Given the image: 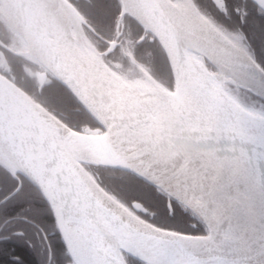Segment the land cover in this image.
I'll use <instances>...</instances> for the list:
<instances>
[{
  "label": "snow or ice",
  "instance_id": "obj_1",
  "mask_svg": "<svg viewBox=\"0 0 264 264\" xmlns=\"http://www.w3.org/2000/svg\"><path fill=\"white\" fill-rule=\"evenodd\" d=\"M64 3L97 52L0 86V264H264V0Z\"/></svg>",
  "mask_w": 264,
  "mask_h": 264
},
{
  "label": "bare ground",
  "instance_id": "obj_2",
  "mask_svg": "<svg viewBox=\"0 0 264 264\" xmlns=\"http://www.w3.org/2000/svg\"><path fill=\"white\" fill-rule=\"evenodd\" d=\"M0 1L2 3L0 19L8 25L18 37L24 40V54L38 64L40 63L49 67L44 51L38 44L39 39H36L35 36H33L35 31L39 32L40 30H35V28L31 27L30 23L26 21L22 22L20 20L11 0ZM25 6L34 16H42L46 18V22L49 23L54 34L56 47L58 48L59 53L67 63H69L72 59V53L77 51L76 42L71 39L72 34L74 33L72 27L74 26L73 28L78 32L77 38H79V34L81 33V26L77 23L75 18L64 8V6L49 0H25ZM79 59L80 64L78 67H80L82 71H87L91 57H79ZM15 91L17 90L15 89Z\"/></svg>",
  "mask_w": 264,
  "mask_h": 264
},
{
  "label": "water",
  "instance_id": "obj_3",
  "mask_svg": "<svg viewBox=\"0 0 264 264\" xmlns=\"http://www.w3.org/2000/svg\"><path fill=\"white\" fill-rule=\"evenodd\" d=\"M51 2H57L59 5L64 6V8L70 12V14L75 18L77 23L81 25H85L88 27L84 22L83 18L79 17L78 14L74 10L67 9V6L64 3V0H49ZM1 3V1H0ZM11 3L13 7L15 8L18 16L20 17V20L22 22H28L31 24L32 28H35V30L39 29L40 31H35L33 36H35L36 39H39L38 44L43 49L45 57L48 61V66L46 67L42 64H40L44 72H41L37 74V81L39 84V88L43 87L44 84L49 80L48 74L51 75L56 81H64L65 80V66L68 64L67 61L62 57V55L59 53L58 48L56 47L54 34L52 32L51 26L48 22H46V18L42 16H34L32 12H30L28 9H26L25 6V0H11ZM2 4V3H1ZM89 30L92 31V29L89 28ZM77 37V35H76ZM0 46L10 52L12 51L9 47L4 45L0 42ZM114 46V45H113ZM15 54H18V52H14ZM13 87H11V86ZM0 86L4 87H11L14 91L15 89L24 95L25 94L21 89H19L15 84H13L11 81H9L6 77H4L2 74H0Z\"/></svg>",
  "mask_w": 264,
  "mask_h": 264
},
{
  "label": "trees",
  "instance_id": "obj_4",
  "mask_svg": "<svg viewBox=\"0 0 264 264\" xmlns=\"http://www.w3.org/2000/svg\"><path fill=\"white\" fill-rule=\"evenodd\" d=\"M84 2L87 3L88 0H84ZM0 40L6 45L14 42L18 44L17 42H19L15 32L10 30L2 21H0ZM42 71H44L43 67L37 62H32L24 57L0 49V74L13 82L30 98H32V92L39 88L37 74ZM48 76L49 80L44 86L56 81L51 75L48 74Z\"/></svg>",
  "mask_w": 264,
  "mask_h": 264
},
{
  "label": "rangeland",
  "instance_id": "obj_5",
  "mask_svg": "<svg viewBox=\"0 0 264 264\" xmlns=\"http://www.w3.org/2000/svg\"><path fill=\"white\" fill-rule=\"evenodd\" d=\"M2 9V4L0 3V10ZM3 22V21H2ZM74 27V26H73ZM72 27L73 32H75V28ZM10 29V28H9ZM76 34L78 35V32L76 30ZM18 36V35H17ZM83 37V32L81 31V33L79 34V38L81 39ZM19 38V42H17L18 44L11 43L8 47L10 49H12L13 51L19 52L20 55H22L23 57L27 58L28 60L32 61V62H36L33 59L28 58L25 54H24V50H25V42L22 38ZM21 40V41H20ZM19 46V47H18ZM40 73V72H39Z\"/></svg>",
  "mask_w": 264,
  "mask_h": 264
},
{
  "label": "flooded vegetation",
  "instance_id": "obj_6",
  "mask_svg": "<svg viewBox=\"0 0 264 264\" xmlns=\"http://www.w3.org/2000/svg\"><path fill=\"white\" fill-rule=\"evenodd\" d=\"M84 28V29H86L87 30V32L88 33H91V35H89V37H88V47H89V50L93 53V54H95L96 52H97V45H98V43H99V41L95 38L96 37V35L97 34H95L94 32H92L91 30H89V28L88 27H86L85 25H81V28ZM91 29V28H90ZM75 34H76V29H75V32H74ZM77 35V34H76ZM83 35H84V33H83ZM82 39V38H81ZM0 42L1 43H3L1 40H0ZM4 45H6L5 43H3ZM0 49H2V47L0 46ZM13 54H15L14 52H12ZM15 55H17V54H15Z\"/></svg>",
  "mask_w": 264,
  "mask_h": 264
}]
</instances>
